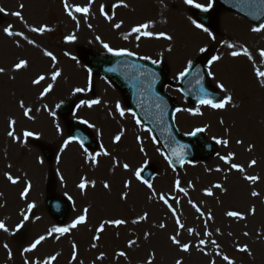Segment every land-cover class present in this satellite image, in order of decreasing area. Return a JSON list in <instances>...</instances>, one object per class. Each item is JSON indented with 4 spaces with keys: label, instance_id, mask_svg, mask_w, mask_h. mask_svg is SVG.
Returning a JSON list of instances; mask_svg holds the SVG:
<instances>
[{
    "label": "rangeland",
    "instance_id": "rangeland-1",
    "mask_svg": "<svg viewBox=\"0 0 264 264\" xmlns=\"http://www.w3.org/2000/svg\"><path fill=\"white\" fill-rule=\"evenodd\" d=\"M68 2L71 5L87 4V0ZM117 2L94 0L87 20L83 15L74 13L79 20L77 27L76 21L65 13L62 0H0V7L5 9V12H0V67L5 69L4 73H0V221L9 229L8 232L0 230V264H24L26 259L42 262L53 255L57 258L52 264H147L153 252V264H175L176 259H181L183 264H209L212 260L215 264H227L222 259L224 255L234 264H264V87H261L262 81L256 76L257 70L264 71V60L259 56V51L264 50V30L253 32L252 28L256 26L231 12L221 11L216 28L208 29L212 34L210 36L191 22L195 20L194 13L204 11L184 4L183 0H123L127 8L113 9L111 5ZM196 2L206 6L208 0ZM21 4L24 5L23 9L19 7ZM101 4L108 14L113 15L111 22L100 15ZM214 9L213 3L207 12ZM13 11H21L23 20L12 16ZM121 21V28L113 27ZM146 22L152 24L148 31H164L173 36V40L154 37L137 40L135 33L124 39L133 26ZM10 24L13 31L22 32L33 39L37 46L28 44L21 37L4 34L3 28ZM41 25L52 30L42 35L30 31V27ZM70 34L75 35L76 39L65 42L64 37ZM96 37H100V40ZM102 42L114 49L132 51L138 60H157L165 67L170 83L164 92L175 102L176 109H199L202 113L191 115L187 111L175 110L173 124L183 137H188L196 128H204L205 131L198 133L215 147L210 158L185 164L177 171L170 169L160 146L141 124H136L125 107L123 95L99 77L91 74V90L73 95L74 88L88 87L89 71L82 61L83 51L108 53L102 47ZM228 44L236 47L230 49ZM169 48L172 50L168 51ZM200 48L206 51L201 52ZM243 48L252 54L251 60L244 55H230L231 51L242 52ZM43 50L51 51L56 56L55 67L61 70L62 75L54 82L53 91L40 98V91L48 83H53L50 76L54 70L51 58L45 57ZM203 53L208 54L209 60L212 56L220 57L211 66L208 64V72L213 73L212 76L208 75L209 82L221 94V99L225 95H232L233 104L237 107L228 105L225 109H212L201 104L189 107L177 91L178 74ZM21 58L28 61V67L12 71L14 63ZM39 74H44L47 79L40 85H33L32 79ZM218 83L224 84L228 91L221 92L216 87ZM26 88L31 91V96L26 93ZM51 93L58 99L51 98ZM91 99H99L101 103L91 108L86 105L77 107L81 100ZM21 100L26 107L33 109L30 114L34 119L29 120L23 115L19 107ZM117 103L124 109V117L116 111ZM57 104L70 105L69 116H60ZM45 105L49 111L55 112V117L44 110ZM9 119L16 121L15 133L21 141L26 142H15L8 137ZM80 120H87L95 127L90 128ZM69 123L83 125L90 132L95 145L87 148L89 153L99 152L103 144L111 155L97 157L99 163L93 167L90 162L85 163L83 149L74 142L61 153L60 145L69 137ZM25 130L33 131L39 138H24L22 134ZM121 132V140L113 143L114 136ZM138 136L142 143L137 141ZM215 139H226L229 143L224 146L217 144ZM238 139L243 143L237 144ZM249 145L253 146L251 151L247 150ZM141 147L143 152L140 151ZM228 153L235 154L231 163L244 166V173L231 169L219 158ZM57 155L60 156L59 164L56 162ZM113 158L119 162L118 166H113ZM40 159H43V164L39 163ZM253 159L257 163L249 168L248 164ZM124 163L129 164L128 171L123 169ZM147 166L156 170L150 181L156 193H164L180 201L179 204L175 200L169 203L176 208L177 215L185 225V229H179V239L193 245L188 253L181 252L168 239L178 231L175 217L159 201L158 195L148 199L151 190L133 175L136 168L145 169ZM216 168L221 171H215ZM5 172L20 177V182L11 184ZM244 175H255L260 179L253 184L245 180ZM82 176L94 180L95 188L89 187L85 193H81L77 184ZM177 179L187 195L174 190ZM126 180L131 181L128 189L123 187ZM25 181L30 182L32 187L28 197L22 200L19 194ZM105 181L110 184V189L103 188ZM217 183L224 190L212 187ZM210 188L212 196L205 194V190ZM252 191L260 195L252 197ZM125 192L127 199L122 200L121 194ZM50 197H60L68 204V213L62 222L54 220L46 209ZM190 200L200 207L204 216L196 212ZM28 203L36 205L30 213L27 211ZM85 207L89 209L85 224L62 236L57 233L47 236L49 229L71 224ZM252 207L256 210L254 215L249 213ZM230 210L240 211L245 219L227 217L225 213ZM144 212L148 213L146 221L131 223ZM209 212L212 220H207ZM25 214L29 216L26 221L23 219ZM117 218L126 219L128 223L119 227L106 225L105 231L99 233L100 239L93 241L92 237L97 235L95 229L103 220ZM161 222L166 224L164 229L157 227ZM205 222L211 236L203 235ZM18 224L21 225L19 229L16 227ZM26 226L31 233L23 241ZM187 228L195 229L200 236H189ZM217 229L220 234H217ZM145 232L150 233L147 239L144 238ZM245 232L249 235L245 236ZM42 235L47 238L36 249L25 253L24 249ZM199 239L206 241L203 247L209 255H204L195 247ZM212 239L220 245L219 249L211 245ZM129 240L136 241L131 248L128 247ZM73 243L77 245L76 260H72ZM93 243L96 244L95 248L92 247ZM5 244L8 245L7 249ZM245 244L251 250L250 255L237 251V245ZM119 251L126 252V258L117 256ZM217 252L220 255H216ZM101 253L104 258L98 260L97 256Z\"/></svg>",
    "mask_w": 264,
    "mask_h": 264
},
{
    "label": "snow or ice",
    "instance_id": "snow-or-ice-1",
    "mask_svg": "<svg viewBox=\"0 0 264 264\" xmlns=\"http://www.w3.org/2000/svg\"><path fill=\"white\" fill-rule=\"evenodd\" d=\"M93 2H94V0H87V4L84 5V6H81V5H71V4H69L68 0H62L63 8H64L65 13L73 21H76L77 27H79V20H77V17H76V15L74 13H79V14L83 15L85 17V20H87V17L89 15V12H90V9H91V5L93 4ZM183 2L186 5H189L191 7L200 9L201 11H204V12H207L213 6L212 0H208V3H207L206 6L196 2V0H183ZM248 2L253 4V5L255 4V0H248ZM259 3L261 5H264V0H259ZM19 7L21 9H23L24 5L21 4ZM111 7L113 9L118 8V7L127 8L128 5L126 3H124L123 0H118V2L113 4V5H111ZM0 12H5V9L0 7ZM99 13H100L101 16H103L105 18V20H107L109 22H111L113 20V18H114L113 15H110V14H108L105 11V6L103 4H101L99 6ZM11 15L15 16V17H18L19 19L23 20V16H22V12L21 11H13V12H11ZM191 22L197 29H201L202 31L208 33L210 36L212 35L209 32L208 28L204 27L202 24L197 23L195 20H192ZM122 23H123L122 21L120 23H115L113 25V27L116 28V29H119V28H121ZM88 26H89V28H91V25H88ZM12 27L13 26L11 24L8 25L7 27H4L3 28L4 34H6L9 37H13V36L21 37L22 39L26 40L28 44L33 45V46H37L36 42L33 39H29L27 36H24V34L22 32L13 31ZM150 27H152L151 22L141 23V24H138L136 26H133L131 28L130 32L124 35V39H127L128 36H130L133 33H135L137 40H140L141 37H148V38H153L154 37V38H157V39L163 38V39L168 40V41H172L173 40V36L167 34L164 31H161L159 33H154L152 31H148V29ZM51 30L52 29H50L46 25H41V26H38V27H36V26L30 27V31L31 32L37 33V34H40V35L44 34L45 32H49ZM262 30H264V24H260L258 27H253L252 28L253 32H260ZM75 39H76L75 35H71V34L64 37L65 42H72ZM96 39L100 40V37H96ZM16 44H17V47L20 46L19 41H17ZM102 47L104 48V50L106 52L110 53L113 56H134L135 55L134 52L129 51V50L124 49V48L114 49L108 43H103L102 42ZM227 47L232 49V48H235L236 46L233 45V44H228ZM171 50H172L171 48L168 49V51H171ZM200 51L201 52H205L206 49L200 48ZM43 55L45 57L51 58V61L53 62L52 66H53L54 70L51 72V76H50V79H51V81L53 83H48L47 86L44 87L42 91H40V93H39L40 98L45 97L46 95H48L50 92L53 91L54 82H56L57 79L59 77H61V75H62L61 70L55 67V64H56V61H57L56 56L51 51H48V50H43ZM65 55H68V53L65 52ZM230 55L233 56V57L244 55V56L248 57L249 60L252 59V54L249 52V50L247 48H243L242 52L241 51H231ZM259 56H260V58L262 60H264V50H260L259 51ZM72 58L75 59V57H72ZM140 59H150V57H140ZM219 59H220L219 56H212L211 59L208 61L209 66H211L215 61H218ZM151 62L153 64L159 63V61H157V60H151ZM190 66H191V62H189V67ZM27 67H28V61L23 59V58H21L16 63H14L12 71L16 72V71H19V70L27 68ZM189 67H185L184 70L181 71L178 74L177 79L185 77L188 74ZM4 72H5V69L0 67V73H4ZM208 75L212 76L213 73L211 71H209ZM256 76H257V78H259L262 81L261 87H264V71L257 70L256 71ZM46 79H47V77L44 74H39L34 79H32L31 83L33 85H40L41 82L45 81ZM216 87L219 88L221 92H227L228 91L225 88L224 84H222V83H218L216 85ZM89 90H91V72L90 71H89L88 87L87 88H82V87L74 88L73 89V95H75L77 93H83V92H86V91H89ZM201 91L203 92V89H201ZM206 97H207V93H205V98H201L200 99L199 103L201 105H207V106L211 107L212 109H225V107L228 106V105H232L233 107H237V105L233 104V96L232 95H225L219 101H214V100H212L210 98H206ZM100 103H101V101L99 99L81 100L80 104H78L77 107L79 108L82 105H86L87 107L91 108L94 105H97V104H100ZM19 107L23 110V115L26 118H28L29 120L34 119V117L30 114V113H32L33 109L30 108V107H26L24 102H23V100L20 101ZM56 107L58 108V107H60V105L57 104ZM39 110L40 109H36V111H39ZM44 110L45 111H49L47 105L44 106ZM116 111L119 112L121 117L125 116V111H124V109L121 108L119 103H117V105H116ZM176 111L177 112L187 111L191 115H201L202 114L199 111V109H179V108H177ZM49 115L55 117V112L49 111ZM132 115L135 116V113H132ZM80 123L86 124L90 128H94L95 127L94 124L89 123L87 120H80ZM140 123H141L140 120L137 119L136 120V124L140 125ZM221 123H223V120H221ZM15 124H16V121L14 119H9V121H8L9 131L7 132L8 137L12 138V140L15 141V142H26V140L25 141H21L20 137L16 135L15 127H14ZM57 131L58 132L60 131L59 126H57ZM97 131H98V134H99V130H97ZM203 131H205L204 128H196L194 132L190 133V135H195L196 133L203 132ZM122 134L123 133L121 132L120 134L115 135L114 138H113V143H118L121 140V138H122ZM22 135H23L24 138H28V137H36L37 139L39 138L36 133H34L33 131H28V130H25ZM74 140H76V138H74V137H68L67 139H64L63 143L60 145L59 151L61 153H63L65 151V149L69 146V144L74 142ZM137 141L142 143L141 138L139 136L137 137ZM76 142H78L80 144V147L83 149V151L85 153V163L90 162L93 167L97 166L98 163H99L97 157H99L101 155H103V156H110L111 155V153L104 148L103 144H101L99 152H96L95 154H92V153H89L88 149L84 147V142L82 140H76ZM215 142L217 144H222L224 146H227L228 143H229V141L226 140V139H215ZM236 143L237 144H242L243 141L238 139L236 141ZM252 147H253L252 145H249L247 150L251 151ZM140 151L141 152L144 151L143 147L140 148ZM173 155L177 156V158H180V156L182 154L173 152ZM234 155H235L234 153H228L227 155L219 156V158L222 161H224L225 164H229L231 169H234V170H236L238 172L244 173L245 172L244 166H242L240 164H237V163H231V161L234 159ZM165 159L167 160L168 157L165 156ZM56 162H57V164L60 163V156L59 155L56 156ZM39 163L43 164L44 163L43 159H40ZM169 163L171 164V161H169ZM256 163H257V161L253 159V160H251L249 162L248 167L251 168V167L255 166ZM118 165H119V162L117 160H115V158H113V166L115 167V166H118ZM8 167L11 168V165H8ZM122 167H123V169L125 171H128L129 168H130L129 164H127V163H124L122 165ZM143 171H144V169L142 167L141 168H136L135 171L133 172V175L135 176V179L137 181H139L141 184H144L149 190H151V195H149L148 199L151 200L153 197L158 195L159 201L162 202L165 206H167L168 211L172 214L173 217H175V224L177 226L178 231H176L175 234L170 235L168 237V239L171 241V244L177 246L181 252L188 253L190 251V249L193 247V245L190 242H182L181 239H179L180 234H181L179 229H185V225L181 222L179 216L177 215L176 208L171 203H169L170 200H175L176 204H179L180 201L178 199H176V197H173V196H170V195H167V194H164V193H160V194L156 193L155 189L153 188L152 183H150L148 180H145L142 177V172ZM215 171L219 172V171H221V169L220 168H216ZM4 175H5L6 179L13 185H15V184L20 182V177H14L13 175H11L8 172H5ZM243 178L245 180L253 183V184L256 183L260 179L258 176H255V175H244ZM61 179H63V177H61ZM95 186H96V182L94 180H88L86 177H83V176L80 178V181L77 184V188L81 191V193H85L86 189H88L89 187L95 188ZM130 186H131V181L130 180L124 181L123 187L125 189L130 188ZM191 186H192L191 183H189V187H191ZM31 187H32L31 183L28 182V181H25V186L23 188V191H21L20 194H19L20 195V199L25 200L28 197V194H29V191H30ZM212 187L224 190L223 186L221 184H219V183L214 184ZM103 188L104 189H110V184L107 181H105L103 183ZM174 190L176 192H183L185 195H187V191H186L185 188L181 187V183H180L179 179H177L174 182ZM205 194L208 195V196H212L213 192H212L211 188L210 189H206L205 190ZM251 195H252V197H258L260 195V193H258L257 191H252ZM120 198L122 200L127 199V193L126 192L122 193ZM189 203L196 210L197 213H199L201 216L205 215V213L200 209V207H198L191 200L189 201ZM35 207H36L35 203H28L27 211L30 213L32 211V209L35 208ZM255 211H256L255 207H252V208L249 209V213L252 214V215L255 214ZM88 212H89V209L87 207H85L82 210V214L77 216L71 222V224H69V225H67L65 227H54L52 229H49V231L47 233V236H52L53 233H57V234H59V236H62L64 234H66V233H69L72 229L77 228L78 225L85 224L86 221H87ZM225 215L227 217L236 218V219H239V220L245 219L244 214L241 213L240 211H236V210L227 211L225 213ZM23 219L26 221V220L29 219V216L27 214H25L23 216ZM147 219H148V213L144 212L142 215H139L137 218L133 219L131 221V223L138 224L141 221H146ZM212 219H213V216L211 215V213L210 212L207 213V220H212ZM127 223H128V221L126 219H122V218L103 220L99 224V226L96 227L95 232L97 233V235H94L92 237V239H93V241H98L100 239L99 233H102V232L105 231L106 225L119 227V226L125 225ZM16 227H17V229H19L21 227V225L18 224ZM157 227H159L160 229H164L166 227V224L161 222V223H159L157 225ZM0 230H2L4 232H8L9 231V229L5 226V223L3 221H0ZM186 231H187L189 236H192V235L200 236V233L196 232V230L193 229V228H187ZM216 232H217V234H220V230L219 229H217ZM149 235H150V233L145 232L144 233V238L147 239ZM203 235L204 236H211L212 235V233L207 230V222H205V230L203 232ZM229 235H231V233H229ZM244 235L247 236L249 234L247 232H245ZM47 236H44V235L39 236L28 248L24 249V252L25 253L26 252H31L34 249H36L37 245H39L42 241H44L47 238ZM59 236H57L56 238L58 239ZM210 243L215 248H217V249L220 248V245L217 243V241L215 239H212L210 241ZM135 244H136L135 240H129L128 241V247L129 248H131ZM205 245H206V241L204 239H199L198 244L195 245V247L197 248L198 251L202 252L204 255L207 256V255H209V253L207 251H205V249L203 247ZM4 247L7 249L8 245L5 244ZM92 247L95 248L96 244L93 243ZM76 249H77V245L75 243H73V245H72V250H73L72 251V260H76V257H77ZM237 251L242 252V253H248L249 255L251 254V250L249 249L248 245H246V244L243 245V246L237 245ZM11 255H12L11 252H9V258L10 259H11ZM116 255L119 256V257H125V258L127 256L126 252H124V251H119V252L116 253ZM216 255H220V253L217 252ZM154 256H155L154 252L150 253L149 259L147 260V264H153ZM56 258L57 257L55 255H53V256L48 257L46 260H44L42 262L41 261H29V260L26 259L24 261V264H52V261L56 260ZM103 258H104V254L103 253H101L99 256H97L98 260H102ZM222 259L224 261H226L227 264H234V261L231 260L227 255L222 256ZM175 264H183V261L181 259H176L175 260ZM209 264H215V261L212 260V261L209 262Z\"/></svg>",
    "mask_w": 264,
    "mask_h": 264
},
{
    "label": "water",
    "instance_id": "water-1",
    "mask_svg": "<svg viewBox=\"0 0 264 264\" xmlns=\"http://www.w3.org/2000/svg\"><path fill=\"white\" fill-rule=\"evenodd\" d=\"M214 2L218 9L243 16L253 25H260L264 21V5H261L259 0H255L254 5L248 0H214ZM194 17L210 29L217 24L215 13H200L195 14ZM83 60L94 75L104 78L124 94L128 109L135 113V116L157 139L168 157V162L171 161L169 164L172 168L180 169L185 162L206 160L214 153L213 145L207 143L197 133L183 138L174 128L172 114L175 106L162 92L168 81L167 74L161 66L138 62L130 56L98 55L87 51L83 53ZM206 65L207 55L198 57L189 67L188 74L179 81L178 89L190 106L205 98V93H207L206 98L214 101L220 98L208 83ZM66 108L64 106L61 109L63 113L66 112L64 111ZM69 134L76 140H82L84 145L93 146L92 139L83 128L73 125L69 129ZM173 152L182 155L177 158ZM152 172H145L143 177L147 180L151 179ZM47 207L50 214L58 221H61L67 213V206L58 198L50 199Z\"/></svg>",
    "mask_w": 264,
    "mask_h": 264
},
{
    "label": "bare ground",
    "instance_id": "bare-ground-1",
    "mask_svg": "<svg viewBox=\"0 0 264 264\" xmlns=\"http://www.w3.org/2000/svg\"><path fill=\"white\" fill-rule=\"evenodd\" d=\"M25 91H26V93H29L30 96H31V91H30L28 88H26ZM51 98L58 99V96H54V95L51 93ZM30 233H31V232H30V230H29V227L26 226V227H25V232H23V234H22V236H23L22 240L25 241ZM7 242H8V241H7Z\"/></svg>",
    "mask_w": 264,
    "mask_h": 264
}]
</instances>
